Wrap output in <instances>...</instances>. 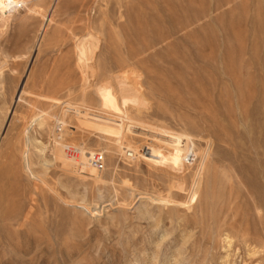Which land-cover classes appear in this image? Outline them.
<instances>
[{"label": "rangeland", "instance_id": "rangeland-1", "mask_svg": "<svg viewBox=\"0 0 264 264\" xmlns=\"http://www.w3.org/2000/svg\"><path fill=\"white\" fill-rule=\"evenodd\" d=\"M28 4L0 35V264H264V0Z\"/></svg>", "mask_w": 264, "mask_h": 264}, {"label": "bare ground", "instance_id": "bare-ground-1", "mask_svg": "<svg viewBox=\"0 0 264 264\" xmlns=\"http://www.w3.org/2000/svg\"><path fill=\"white\" fill-rule=\"evenodd\" d=\"M28 1L29 0H0V35L3 33L4 34V32L8 29V26H9V24H10V21H11V19H12V17H14L15 16V14H17V13H20V10H22V12L27 16L28 14H30L31 13V11L33 10L32 8H31V6L28 4ZM24 15V16H25ZM2 34V35H3ZM97 36V35H96ZM98 41V40H97ZM96 45H97V43H96ZM95 43H93V44H91V46H90V49L87 51V58L88 59H91L92 58V56H93V52L95 51L94 49H95ZM77 51H76V54L78 53V52H80L81 51V49H76ZM16 98V97H15ZM109 107V106H108ZM111 107V106H110ZM82 111H89V110H83L82 109ZM84 113V112H83ZM82 113V114H83ZM87 113H88V117L89 116H92V114L91 113H89V112H86V113H84V114H86V115H82L81 113H79V115H81V117L83 116V117H85V116H87ZM90 114V115H89ZM87 117V118H88ZM91 118V117H90ZM89 118V119H90ZM94 119H96L95 117H93ZM107 118V117H106ZM82 119V118H81ZM92 119V118H91ZM82 120H84V119H82ZM96 121V120H95ZM99 121H100V119H99ZM43 123V122H42ZM42 123H39V124H42ZM97 124H98V122H97ZM107 124H109L110 125V123L108 122V123H106L105 122V124L103 123V127L105 128V130L107 129H110V127H109V125H107ZM22 126V125H21ZM111 130V129H110ZM106 132V131H105ZM108 132V131H107ZM110 132V131H109ZM32 139V141H30V142H33L35 139L32 137L31 138ZM38 141V140H37ZM36 142V141H35ZM31 144V143H30ZM33 144H35V143H32V145ZM40 144V143H39ZM36 145H37V143H36ZM41 145H43V147H44V144H41ZM34 146V145H33ZM39 146V145H38ZM38 146L36 147V148H38ZM57 146H59V145H57ZM61 146V145H60ZM43 147H41L42 148V150L41 149H38V151H43ZM45 149V148H44ZM40 153V152H39ZM41 153H43V152H41ZM40 153V154H41ZM59 154H61L60 152H59ZM41 156V155H40ZM58 156V155H57ZM43 157V156H42ZM54 157H55V155H54ZM54 157H52V159H54ZM59 157H61L60 155H59ZM58 157V158H59ZM56 158V157H55ZM200 158V157H199ZM202 158V157H201ZM205 158H207V156L205 157ZM57 159V158H56ZM55 159V160H56ZM61 158H59L58 160H60ZM199 160V159H198ZM43 161H45V162H49V161H52L51 159H45V160H43ZM61 161V163H67L68 164V161H62V160H60ZM206 161V160H205ZM202 162V161H201ZM76 164V163H75ZM200 164V163H199ZM66 166V165H65ZM95 168V167H94ZM207 168V167H206ZM92 169V168H91ZM77 170H79V169H77ZM90 171V170H89ZM94 171V170H93ZM92 171V172H93ZM96 171V170H95ZM76 172H78V171H76ZM80 172V171H79ZM82 173V172H81ZM98 173V172H97ZM200 173V172H199ZM198 173V174H199ZM95 174V173H94ZM195 177V176H194ZM192 178H193V176H192ZM217 179V178H216ZM198 180V179H197ZM192 181V180H191ZM198 182V181H197ZM200 182V181H199ZM214 182H215V180H214ZM196 183V181L194 180L193 182H192V184H191V182H190V184L191 185H193V184H195ZM212 184V183H211ZM37 187V186H36ZM194 189V188H193ZM145 212H147V211H145ZM163 234H161V235H159V237L160 236H162ZM164 236H162V238H163ZM225 237H226V235H225ZM228 237V236H227ZM226 237V238H227ZM229 238V237H228ZM224 239V238H223ZM225 241H226V239H225ZM229 241V240H228ZM42 243V242H41ZM226 243V242H225ZM228 245V244H227ZM230 246V244L228 245V247ZM263 248V247H262ZM248 249H249V247H248ZM251 249H253V247L251 248ZM176 250H177V247H176ZM256 250V249H255ZM258 250V249H257ZM250 251H253V250H250ZM249 251V252H250ZM177 252H178V250H177ZM153 253H155V252H153ZM253 253V252H252ZM259 253V252H258ZM179 254V253H178ZM151 255V254H150ZM157 255V254H156ZM253 255H255V254H253ZM152 256H153V254H152ZM227 256V255H226ZM262 258H263V256H261ZM153 258H156L157 259V257H155V255H154V257ZM152 258V262H153V259ZM168 258H169V256H168ZM177 258V257H176ZM165 260V259H164ZM178 260V259H177ZM158 261V260H157ZM157 261H156V263H157ZM179 261V260H178ZM159 262V261H158ZM169 262H170V259H169ZM139 263V262H138ZM160 263V262H159ZM164 263V262H163ZM166 263V262H165ZM180 263V262H179ZM223 263H224V261H223ZM244 263V262H243ZM258 264H259V262H257ZM150 264H152V263H150ZM153 264H154V262H153ZM180 264H183L182 262L180 263ZM185 264V263H184ZM225 264V263H224Z\"/></svg>", "mask_w": 264, "mask_h": 264}, {"label": "built area", "instance_id": "built-area-1", "mask_svg": "<svg viewBox=\"0 0 264 264\" xmlns=\"http://www.w3.org/2000/svg\"><path fill=\"white\" fill-rule=\"evenodd\" d=\"M126 155L129 156V154H126ZM101 158L102 157H101L100 154L95 153V154L92 155V158H91L90 162H92L95 167H100V165H101ZM183 161L185 162V164L192 163V161H194V155H193V153L192 152H187L184 155Z\"/></svg>", "mask_w": 264, "mask_h": 264}]
</instances>
